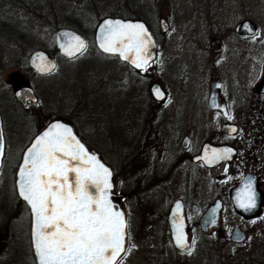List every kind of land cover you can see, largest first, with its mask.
Returning a JSON list of instances; mask_svg holds the SVG:
<instances>
[{
	"label": "rangeland",
	"instance_id": "rangeland-1",
	"mask_svg": "<svg viewBox=\"0 0 264 264\" xmlns=\"http://www.w3.org/2000/svg\"><path fill=\"white\" fill-rule=\"evenodd\" d=\"M124 2L134 6V17L144 19L159 35V18L164 17L168 22L167 32L163 37L160 35L162 43L158 51V58L166 59V67L160 74L153 71L151 64L146 72L139 75L129 71L121 73V76H126L124 102L120 105H107L105 102L108 99H105L103 93L104 81L112 68L118 70L119 67L116 59L96 49L93 31L98 20L110 11L113 12L120 0H46L45 9L38 6L29 12L15 3L0 0V17L8 25L3 27L7 32L0 28V111L3 113L1 121L5 137V155L0 171V209L5 210L14 198L11 196L13 166L30 137L50 118H69L86 142L101 153L121 179L119 189L126 194L131 212L135 215L131 225L133 235L137 236L133 244L138 251L136 255L140 256L138 263L142 259V264H249L248 260L250 264H264V212L254 221H245L236 215L227 197V186L232 177L229 168L225 172L224 166L207 170L180 166L170 174V181H163L162 176L166 171L161 173V165L158 168L156 161L167 163L171 161V155H167L163 148H160V156L156 153L149 155V152L145 155L147 141H140V134L148 121L144 116V107L152 102L148 83L155 79L164 87H169L175 93V98L179 93V97L186 98L188 102L197 100L195 85L203 81V73L198 64L200 47L209 38L210 30H226L243 17L250 18L259 33L252 39L255 63L263 58L264 0ZM60 26L73 28L86 38L88 47L84 55L67 59L52 53L56 60V68L52 72L39 76L35 72L25 71L29 68L28 56L32 51L43 49L51 53L54 47L53 33ZM9 27L14 28L13 31L8 32ZM232 42L233 37L230 36L226 39V46L234 47ZM188 60L193 63V67L191 65L187 68L192 69L191 74L182 76ZM167 71H171L174 76L173 82L168 80ZM13 73H20L28 79L40 98V107L17 108L10 88ZM157 75L163 76L164 83ZM99 89L101 92L97 94ZM169 97L162 109L167 115L170 112L167 105V101L171 102ZM194 113L195 118L200 119L198 126V119L192 120V125L197 126L193 128L197 138H208L218 128V120L206 107ZM163 126L169 138L184 133L182 127L170 130L168 122ZM240 133H245L244 127ZM137 149H142V152ZM136 151L138 157L147 156L148 161L150 158L154 169L151 167L147 172V169L143 170L142 164L137 169L140 161L137 163V159L134 162L129 160L131 154L136 155ZM157 173L162 175L158 176ZM219 195L225 197L220 210L219 228L209 234L198 229L194 234L196 243L191 255L179 254L168 241H163L166 227L159 213L165 209V205L176 198H184L190 205L195 203L204 208ZM195 216L193 213L189 215L191 220ZM236 226L247 231V238L241 243L230 239L231 231ZM15 227V245L10 244L13 247L10 249H0V264H7L10 257L8 264H33L26 246V225L20 220L15 222Z\"/></svg>",
	"mask_w": 264,
	"mask_h": 264
},
{
	"label": "snow or ice",
	"instance_id": "snow-or-ice-1",
	"mask_svg": "<svg viewBox=\"0 0 264 264\" xmlns=\"http://www.w3.org/2000/svg\"><path fill=\"white\" fill-rule=\"evenodd\" d=\"M61 35L69 38L60 44L69 59L87 51L88 45L80 36L68 32ZM258 35L253 33L254 38ZM96 39L104 53L118 54L134 68L148 70L154 44L142 23L106 19L99 25ZM36 59L40 63L34 66L40 72L56 68L43 54L38 53ZM153 91L157 99L163 98L159 89ZM225 116L232 119L228 113ZM230 131L237 129L232 127ZM231 154L230 148L210 152L206 149L198 159L211 165L229 160ZM4 155L5 137L0 130V162ZM20 159L16 188L30 209L32 246L39 264H123L135 245L130 244L125 214L116 210L110 199L112 172L86 150L72 129L60 122L51 123L34 135ZM238 206L244 210L256 207L251 178H247L238 193ZM181 207L177 202L172 213L175 246L191 255L196 241L193 239L191 244L187 241ZM217 208L219 205L211 210V223H215Z\"/></svg>",
	"mask_w": 264,
	"mask_h": 264
},
{
	"label": "flooded vegetation",
	"instance_id": "flooded-vegetation-1",
	"mask_svg": "<svg viewBox=\"0 0 264 264\" xmlns=\"http://www.w3.org/2000/svg\"><path fill=\"white\" fill-rule=\"evenodd\" d=\"M246 19L251 20L248 17H243L241 20L237 21L233 27H228L226 28V30L217 28L214 30H210V32H208L209 38L205 42H203L200 47L201 56L198 64L203 73V81L200 83V85L198 86L195 85V88L197 90L196 101L193 100L188 102L186 98L179 97V93L177 98H175V93L172 92V90L170 91L169 87H164L160 82H158L155 79L151 83H148L149 87L152 83L159 84L164 93V96L161 100L158 101L154 99L149 92V95L152 98V102H150L144 107V109L146 110V112H144V116L148 119V121L144 125L145 128H143L142 130L143 133L140 134L142 136L140 141L141 142L142 140L147 141L146 146H148V148L147 150H144L145 155H147L149 152V155L151 153L152 155H155L154 153H156L157 156H160L161 155L160 148H163V151H165L167 155L169 156L171 155L170 157L171 161L167 163H159V160L156 161V165H159L158 168H160L161 165V169H162L161 173H163L164 170L166 171L162 176L163 181H165L166 179L167 181H170L172 179L169 178L170 174L174 170H177L180 166H186V169L194 168L197 170H201V169L207 170V169H213L216 167L224 166L225 168L227 169L229 168L232 171V175H231L232 177L230 180L231 183L228 184L227 186L228 187L227 197H228V190L230 189V187L238 184L240 180L244 177V175L248 172L253 173L257 176L258 182L260 184V188L264 193V91L259 92L256 89V85L261 81L264 74V56L256 64L254 58L255 48L252 40L253 35L241 33L240 32L241 28L240 30H236V25L240 21ZM158 26H159V20H158ZM168 28H169V24H168ZM153 32L157 40V48H156V54L154 58L150 61V64L151 67L153 68V71H156V73L160 74L161 73L160 71H164L166 67L165 64L166 59H159L158 51L162 43L161 38L164 36V34L167 31L161 32L159 30V32L161 33L160 35L162 37L159 34L155 33L156 31ZM230 36L233 37V42L231 43V45L234 47L226 46V39L229 38ZM50 54L52 55V53ZM111 57L116 59V65L117 67H119V69L116 70L114 67L112 68V72H111L113 75L111 73L110 75H107L106 80L104 81L103 93L105 99L106 100L108 99L107 102H105L107 103V105H111V103L115 105H120L123 104L124 102V97H125L124 90H125V80H126V76H121V73L129 71L130 73L139 75L143 71H141L140 69L139 70L132 69L129 66H127L125 63L118 60L116 57L113 56ZM160 61H162V63H160ZM191 65L193 67L192 60H188L183 67L182 76L191 74L192 69L191 70L187 69ZM30 71L35 72L39 76L47 75V74H39L36 71L32 70L31 68ZM166 73H168V80L170 82H173L174 76L171 75V71H167ZM13 74L11 75L10 88L17 108L37 109L38 107H40L41 106L39 105L40 98L36 94L34 87H32L28 82V79L20 73L18 74H20L23 78L27 80L28 84L31 86L32 90L36 94L38 100L36 102L27 101L26 104H22L16 100L12 91V83L16 81L13 77ZM157 76H160L162 78L161 82L164 83L163 76L161 75H157ZM211 86L214 87L216 97L220 101V104L226 107L227 109L226 113L230 114L232 116V119H227L226 116L224 115V112L220 110H216L209 106ZM149 87H148V91H149ZM113 89H116V91L118 90L117 93L116 91L112 92ZM96 92L98 94L101 92V90L99 89ZM183 92L184 91H182V93ZM111 95H113L112 98ZM168 97L170 98L171 102L167 101V105L169 106V110H170L169 114L167 115L165 111H164L165 114L163 113L162 109L166 102V98ZM222 101L224 102V104L222 103ZM141 107L143 108V106ZM205 107L208 109V111L211 114L215 116V119L218 120L219 126L218 128L215 129V131L212 132V134L209 135L208 138L205 137L201 139L200 137L197 138V134H195V130L193 129L194 127L200 125L199 123L200 119L198 116H197L198 118H195L194 112H196L199 108L202 109ZM136 109L138 110V107H136ZM186 110H188L187 113H185ZM1 113L2 112L0 111V121H1ZM2 117H3V113H2ZM193 119H198L197 126L192 125ZM164 122L170 123L171 125L170 130H174L176 127H182L184 133L181 132L179 133V135L169 138V136L164 133V126H163L165 124ZM1 126H2V121H1ZM225 126L228 127L226 128ZM232 127H235L237 131L231 132L230 129ZM243 127L245 133H240ZM109 131H111V129H109ZM144 131L146 133H144ZM32 136L30 137V139L32 138ZM223 137L225 138L223 139ZM185 138L187 139V142L186 145L183 146V140ZM206 142H210L213 145L229 144L235 148L236 156L230 162L220 163L212 167H207L202 160L198 159L201 153V148L203 144ZM150 143H152V145H150ZM89 146L92 147L91 145ZM22 150L20 151L17 160L13 166V174L11 175L12 176L11 196H13L14 198L10 201L11 202L10 205H8V207H6L5 210L3 208L0 209V249H6L9 247L13 248L10 246V244L15 245L16 242L15 235H16L17 227H15V222L21 220L26 225L25 228L26 246L30 252L32 263L35 264L32 259L31 244L29 238L30 215L25 203L19 200V198L17 197L14 186V173ZM137 150L140 151L142 149L140 150L137 149ZM146 157L143 158L138 157V152L136 151V155L132 156L131 154L129 160L134 162L137 159L136 160L137 163L138 161H140V163H138L137 169H139L140 165L142 164L143 170L147 169L146 171L149 172L150 171L149 169H151V167L154 169V167L151 165L150 158L148 161ZM1 164H0V171H1ZM161 173H157L158 176H161L162 175ZM120 181L121 179L119 178V187H120ZM119 187H118V192L121 194L120 199L124 202L127 210L128 232H130L131 235L130 244H133L134 239H136L137 241V236L136 235L134 236L132 232L133 225H131L132 217L133 216L135 217V215L133 214V212H131L130 204L126 200V194L122 192L119 189ZM224 198H225L224 196L222 198L220 195L219 197L216 198V199H220L221 201V206L218 211L217 225L208 228L205 231H202L200 229L199 220L211 203L204 208H200L195 203H192L190 205L187 201L184 200V198H176L169 205L167 206L165 205V209L163 208L164 210L163 211L161 210V212L159 213L161 215L162 222L166 227V232H163L164 235L163 241L164 242L168 241L177 253L182 255H187V252H182L178 247L175 246L174 234L171 233L169 222L167 219L169 210L176 200H180V204L182 206L181 210L184 211V218H185V220H183L184 232L187 237L188 243L191 244L192 240L194 239V234L198 229L204 234H209L219 228V216H220V210L222 208V201ZM263 212H264V204H263L262 214L259 215L258 217L245 219L237 213L236 215L245 221H254L259 219L263 215ZM190 213L196 215L193 220H191L189 217ZM244 232L246 233V238H247V231L244 230ZM165 252L163 253L166 254ZM137 253L138 251L135 245L132 251L128 253L127 256L125 257L123 264H142L143 261L142 259H140L141 261L139 263L137 262L138 258H140V256L136 255ZM163 253H161V256ZM10 259L11 257L8 259L7 264L10 263Z\"/></svg>",
	"mask_w": 264,
	"mask_h": 264
},
{
	"label": "water",
	"instance_id": "water-1",
	"mask_svg": "<svg viewBox=\"0 0 264 264\" xmlns=\"http://www.w3.org/2000/svg\"><path fill=\"white\" fill-rule=\"evenodd\" d=\"M106 19L121 20V21H124V22H130V23H142L148 29L149 33L152 36V41H153L154 47H152L150 49V51L152 53V59L154 58V56L156 54L157 40H156V37H155L154 32H153L152 28L150 27V25L144 19L139 18V17H123V16H119V15H105V16L101 17L98 20V22L96 23V25H95V28H94V31H93V42H94V45H95L96 49L101 54L116 57L118 60H120L121 62L125 63L130 68L136 69L128 61L122 60L119 57L118 54L117 55L107 54V53H104L99 48V42L97 41L96 37H97V35L99 33V25H101L103 23V21L106 20ZM245 25H247V28L245 27ZM240 28H241V31H240L241 33H246L248 35H253V33H255L256 30H257L256 24L252 20H249V19L240 21L236 25V30H240ZM159 30L161 32H166L168 30V23H167V21H166V19L164 17H160L159 18ZM65 32L78 35L81 38H83L85 41H86V38L80 32H78L77 30H75L73 28H70V27L60 26V27H58V28H56L54 30V33H53L54 47L58 51L59 55H61L64 58H68L67 56H65L63 54V52L61 50V47H60V44L66 43L67 40L69 39L68 37H65V36L61 35L62 33H65ZM38 53L39 54H43L48 62L54 63L56 65V60L53 57V55L50 54V52H48L47 50H43V49H36V50L32 51L29 54V56H28V65H29V67L32 70H34L37 73H39V74H48V73H50V72H40V71H38L37 67L34 66V63L35 64H39L40 63V61L38 59H36V56H37ZM136 70H139V69H136ZM13 77H14V79L16 81H14L12 83V91H13V95L16 98V100L18 102L22 103V104H26L27 101L36 102L38 100V98H37L36 94L34 93V91L32 90L31 86L28 84L27 80L25 78H23L18 73H14ZM154 89H159L163 93L160 85L157 84V83H152L150 85V87H149V92H150L151 96L154 99H156L158 101L161 100V99H157V97L155 96L154 91H153ZM256 89L259 92H263L264 91V74H263V77H262L261 81L256 85ZM17 93H20V95H17ZM163 96H164V93H163ZM222 103L224 104L223 101H222ZM209 106L211 108H214L216 110H220V111L224 112V115L227 112L226 107L222 106L220 104V101L217 99L216 93H215V90H214L213 86H211L210 98H209ZM54 122H60V123H62L64 125H66L67 127L71 128L72 131H73V134L85 146L86 150L90 154H95L96 157L100 160V162L103 163L106 167H108L109 170L112 172L113 188L111 190L110 199L112 200V203H113L115 209L123 212L125 214V218L127 220V210H126L124 202L120 199L121 194L118 192V187H119V178H118V176L114 173L112 167L110 166V164H108V162H106L105 158L101 155V153L98 150H96L95 148L90 147L86 143V141L84 140L82 135L79 133L78 128L76 127V125L74 124V122L72 120H70L68 118H61V117L60 118H53V119L49 120L45 125H43L35 134L41 133L51 123H54ZM225 127L227 128L228 126H225ZM0 130H2L1 121H0ZM34 135L32 136V138L34 137ZM32 138L30 139L28 144L25 146V148L22 150L21 155L19 157V161H18L16 170H15V173H14V186H15V191H16L17 197L19 198V200H21L22 202L25 203V205H26V207L28 209L29 215H30L29 238H30V244H31V254H32V259H33L34 263L35 264H39V260H38V258L36 256L35 250H34V248L32 246V237H31L32 218H31L30 209H29L28 205L26 204V202L22 198L19 197L18 190L16 188V179H17L16 173L18 171V165L21 163V159L20 158L22 156L23 151L26 149V147L30 145ZM186 142H187V139L185 138L183 140V146L186 145ZM226 148L232 149L231 158L229 160L220 161L219 163H214V164H211V165L205 164L204 162L203 163L207 167H212V166L218 165L220 163L230 162L236 156V150H235V148L233 146H231L229 144L213 145L210 142H206V143L203 144V146L201 148V153H200L199 157H201V156H203L205 154V150L206 149L210 152L212 149L220 150V149H226ZM0 164H1V162H0ZM247 178H251L252 179L253 187H254L255 193H256V207L251 209V210H244V209H242V208H240L238 206V193L244 188ZM228 198H229V200H230V202L232 204V207H233V210L235 211V213L239 214L241 217H243L245 219L255 218V217H258L259 215L262 214L263 204H264V193H263L262 189L260 188V184L258 182L257 176L255 174H253V173H250V172L246 173L238 184L230 187V189L228 190ZM177 202L180 203V200H176L174 202V204L172 205V207L169 210L168 217H167L171 233H173V216H172V213H173V210L175 209V205H176ZM217 205H219V208H217V211L214 214L215 223H211L210 221L213 219V214H212L211 210L213 208H215ZM220 206H221L220 199H215L214 202L211 203L207 207L206 211L203 213V215L201 216V218L199 220V226H200V229L202 231H205L208 228H211V227H214V226L217 225V222H218V211L220 209ZM180 215L183 217V220H185L184 211L183 210H180ZM230 239L233 242L241 243V242H243L246 239V233L244 232V230H242V229H240L238 227H235V228H233V230L231 232Z\"/></svg>",
	"mask_w": 264,
	"mask_h": 264
},
{
	"label": "trees",
	"instance_id": "trees-1",
	"mask_svg": "<svg viewBox=\"0 0 264 264\" xmlns=\"http://www.w3.org/2000/svg\"><path fill=\"white\" fill-rule=\"evenodd\" d=\"M6 1L12 2V3H15V4L21 6L27 12H29L31 10L34 11L35 8L38 6L45 9V5H46V0H6ZM132 7L134 8V6H132ZM132 7L125 4L124 0H120V3L118 4V6L113 10V12L110 11L108 13V15H119V16H123V17H134V14L132 13L133 12ZM64 16H66V15L64 14ZM3 27L6 28V27H8V25H7V22L0 17V28L2 30H4ZM7 29H8V32H10V31H13L14 28L11 29L9 27ZM4 31H6V30H4ZM51 53L58 55V52H57V50L54 49V47L51 50ZM25 71H30V69L29 68L25 69ZM50 119H52V118H50ZM263 235H264V233H263ZM263 240H264V238H263ZM262 254H264V251H262ZM247 262L250 264V260H248ZM258 264H261V263L258 262Z\"/></svg>",
	"mask_w": 264,
	"mask_h": 264
}]
</instances>
